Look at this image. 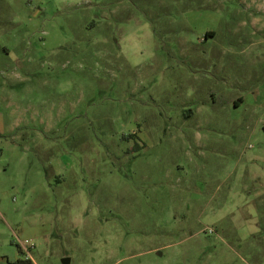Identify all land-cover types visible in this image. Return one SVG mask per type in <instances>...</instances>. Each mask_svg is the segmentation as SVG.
Returning <instances> with one entry per match:
<instances>
[{
	"label": "rangeland",
	"instance_id": "374dc122",
	"mask_svg": "<svg viewBox=\"0 0 264 264\" xmlns=\"http://www.w3.org/2000/svg\"><path fill=\"white\" fill-rule=\"evenodd\" d=\"M65 259L264 264V0H0V264Z\"/></svg>",
	"mask_w": 264,
	"mask_h": 264
},
{
	"label": "trees",
	"instance_id": "16d2710c",
	"mask_svg": "<svg viewBox=\"0 0 264 264\" xmlns=\"http://www.w3.org/2000/svg\"><path fill=\"white\" fill-rule=\"evenodd\" d=\"M213 34H214V32H212V31H208L207 34H206V36H207V37H210V36H212Z\"/></svg>",
	"mask_w": 264,
	"mask_h": 264
},
{
	"label": "water",
	"instance_id": "95a60500",
	"mask_svg": "<svg viewBox=\"0 0 264 264\" xmlns=\"http://www.w3.org/2000/svg\"><path fill=\"white\" fill-rule=\"evenodd\" d=\"M64 262H65V264H69L70 263V259H65Z\"/></svg>",
	"mask_w": 264,
	"mask_h": 264
}]
</instances>
